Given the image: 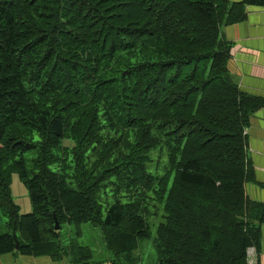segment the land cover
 Returning <instances> with one entry per match:
<instances>
[{
  "label": "trees",
  "instance_id": "16d2710c",
  "mask_svg": "<svg viewBox=\"0 0 264 264\" xmlns=\"http://www.w3.org/2000/svg\"><path fill=\"white\" fill-rule=\"evenodd\" d=\"M248 6L264 0H0V256L90 264L75 241L88 223L110 264H142L155 202L157 258L146 264H248L264 203L246 194L244 131L264 101L229 79L220 33ZM158 147L162 174L149 168ZM108 183L128 201L103 214Z\"/></svg>",
  "mask_w": 264,
  "mask_h": 264
},
{
  "label": "crops",
  "instance_id": "0c3cea01",
  "mask_svg": "<svg viewBox=\"0 0 264 264\" xmlns=\"http://www.w3.org/2000/svg\"><path fill=\"white\" fill-rule=\"evenodd\" d=\"M220 33L222 38L232 45L227 64L229 79L239 90L264 101V8L248 6L244 21L223 26ZM244 135L246 157L253 177V180L246 185V194L249 199L264 203V106L251 115ZM17 195L22 197L18 198L23 199V205L27 203L23 209L18 206L20 213H29L30 202H27L29 199L27 200L21 192ZM249 250L248 264H264V224L261 226L258 247ZM105 259L103 263L91 261L90 264H110V259ZM0 264H69V262L67 260L52 262L47 257L34 258L6 254L0 256Z\"/></svg>",
  "mask_w": 264,
  "mask_h": 264
},
{
  "label": "rangeland",
  "instance_id": "374dc122",
  "mask_svg": "<svg viewBox=\"0 0 264 264\" xmlns=\"http://www.w3.org/2000/svg\"><path fill=\"white\" fill-rule=\"evenodd\" d=\"M149 157L151 162L149 163L150 170H153L158 165V173L162 174L164 171V164H165V155L161 147L155 148L149 152ZM13 183L10 185L11 195L13 197L14 202L17 206H20V209L27 204L23 205V199L21 196H18L17 193L21 192L23 196L26 197L28 200L27 191L24 188L23 184L18 180L16 174L11 177V182ZM113 187L110 183H108L107 189L102 191L100 194L99 203L102 207V213L105 214L107 207H109L114 201L118 200L122 203L127 202L128 199L125 198L123 195L115 196L112 192ZM20 197V198H18ZM25 199V200H26ZM26 202V201H25ZM29 202V200L27 201ZM148 210L150 215L146 217V221L149 225L150 230V237L140 241L139 250L137 253L142 258V264L152 263L156 261L157 253L154 246V239L156 237V227L162 221V209L161 207L156 204L155 202H149ZM22 214V213H21ZM26 214V213H25ZM5 221L6 218L0 213V235L6 233L5 228ZM72 226L63 225L60 230V237L62 244L66 245L70 240L73 239ZM82 236L79 239H75L76 243L80 246H87L91 249L93 257L92 262H105L106 259H111L112 255L106 250L104 242L102 240L101 233L98 228L92 227L90 224H82L81 226ZM16 255V254H14ZM18 256V255H16ZM20 256V255H19ZM21 257H28V256H21Z\"/></svg>",
  "mask_w": 264,
  "mask_h": 264
},
{
  "label": "water",
  "instance_id": "95a60500",
  "mask_svg": "<svg viewBox=\"0 0 264 264\" xmlns=\"http://www.w3.org/2000/svg\"><path fill=\"white\" fill-rule=\"evenodd\" d=\"M54 229H55V231H58L59 230V226H58V223L57 222H55V224H54ZM18 248V242L16 241L15 242V249H17Z\"/></svg>",
  "mask_w": 264,
  "mask_h": 264
},
{
  "label": "built area",
  "instance_id": "2783aa9c",
  "mask_svg": "<svg viewBox=\"0 0 264 264\" xmlns=\"http://www.w3.org/2000/svg\"><path fill=\"white\" fill-rule=\"evenodd\" d=\"M249 254H250V250L248 249V250H247V255H249Z\"/></svg>",
  "mask_w": 264,
  "mask_h": 264
}]
</instances>
